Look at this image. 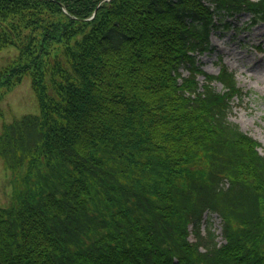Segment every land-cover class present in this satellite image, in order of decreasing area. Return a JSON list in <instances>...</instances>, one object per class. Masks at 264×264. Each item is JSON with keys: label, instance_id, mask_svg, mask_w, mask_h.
Masks as SVG:
<instances>
[{"label": "trees", "instance_id": "trees-1", "mask_svg": "<svg viewBox=\"0 0 264 264\" xmlns=\"http://www.w3.org/2000/svg\"><path fill=\"white\" fill-rule=\"evenodd\" d=\"M244 12L264 0H0V97L29 75L39 105L0 131V264H264V155L197 58Z\"/></svg>", "mask_w": 264, "mask_h": 264}, {"label": "rangeland", "instance_id": "rangeland-1", "mask_svg": "<svg viewBox=\"0 0 264 264\" xmlns=\"http://www.w3.org/2000/svg\"><path fill=\"white\" fill-rule=\"evenodd\" d=\"M249 13L244 12L235 17H225L229 22L227 27H219L211 35L212 50L198 55L201 68L212 74L224 63L236 78L241 95L230 101L229 120L237 123L240 129L261 143L260 153L264 154V22H258L250 28H245ZM243 24V25H242ZM18 54V48L13 45L0 47V69L13 61ZM220 59V60H219ZM183 73H187L182 69ZM203 82V76H198ZM217 90L221 85L212 84ZM39 105L35 91L32 88L31 77L23 75L0 97V130L3 122H11L23 114L38 113ZM0 159V204L9 200L11 186L7 181ZM204 219H209L212 229L220 236L221 219L216 213L206 212ZM202 227L206 224V221ZM193 240V237L190 236Z\"/></svg>", "mask_w": 264, "mask_h": 264}]
</instances>
